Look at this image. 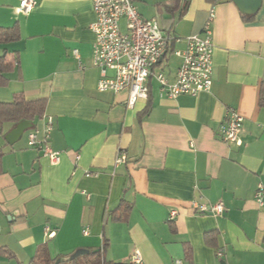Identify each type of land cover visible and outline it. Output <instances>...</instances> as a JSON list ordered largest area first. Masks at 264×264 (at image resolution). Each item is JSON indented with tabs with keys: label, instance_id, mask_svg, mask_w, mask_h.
Instances as JSON below:
<instances>
[{
	"label": "crops",
	"instance_id": "1",
	"mask_svg": "<svg viewBox=\"0 0 264 264\" xmlns=\"http://www.w3.org/2000/svg\"><path fill=\"white\" fill-rule=\"evenodd\" d=\"M171 1L134 0L179 38L153 71L174 80V50L213 9L211 88L169 98L150 76L148 97L128 107L126 91L97 88L92 0H37L28 14L19 0H0V27L19 31L0 45L10 64L0 101H45L12 144L5 135L15 124L0 125V264H29L41 246L55 258L103 244L111 264H129L134 250L142 264H264V204L254 196L264 186V0L252 15L232 0ZM227 108L243 118L241 145L221 139ZM45 115L56 164L27 144L31 129L41 137ZM192 200L221 201L224 211L198 213Z\"/></svg>",
	"mask_w": 264,
	"mask_h": 264
},
{
	"label": "built area",
	"instance_id": "2",
	"mask_svg": "<svg viewBox=\"0 0 264 264\" xmlns=\"http://www.w3.org/2000/svg\"><path fill=\"white\" fill-rule=\"evenodd\" d=\"M36 4L37 0H19V10L23 14H28ZM92 9L95 15V20L90 24V29L95 35L92 61L99 69L100 77L97 81L99 90L113 93L126 91L128 94L126 104L132 107L138 99L148 97L147 83L150 76L157 81L160 94L169 98H175L180 94L195 96L211 88L213 9L209 10L202 31L185 37V47L174 50L173 53L180 58V64L173 81H169L162 72L154 73L153 70L165 55L170 40L179 38L164 33L157 20L143 18L134 0H92ZM122 18L125 20V31H122L120 26ZM75 55L77 56L76 52ZM242 122L243 118L236 109L227 108L220 126L221 139L241 145ZM51 129L52 118L45 115L41 137L38 136L37 129H31L27 134V144L40 148L43 155L52 164H56L60 154L48 146ZM123 159L124 153L120 151L115 163ZM254 196L257 204L262 206L263 184H257ZM192 206L196 212L209 213L212 216H220L224 211L221 201L201 203L192 200ZM175 215L176 211L171 210L168 221ZM217 255H221L220 251ZM177 263L180 264L179 261ZM129 264H142L138 250L132 253Z\"/></svg>",
	"mask_w": 264,
	"mask_h": 264
},
{
	"label": "trees",
	"instance_id": "3",
	"mask_svg": "<svg viewBox=\"0 0 264 264\" xmlns=\"http://www.w3.org/2000/svg\"><path fill=\"white\" fill-rule=\"evenodd\" d=\"M245 17V15L242 14ZM169 35V34H168ZM19 37L18 27L3 28L0 27V45L14 41ZM170 41H173L170 40ZM5 51V49H4ZM10 69V64L0 53V84H5L6 80L2 77V73ZM258 104L264 107V82L260 86ZM45 101L43 99L24 100L16 98L11 102L0 101V125L9 122L16 124L21 120L34 121L43 116ZM102 249L90 250L88 253L71 257L73 252L65 255H59L51 258L45 246L38 248L36 255L30 260L29 264H111L105 261Z\"/></svg>",
	"mask_w": 264,
	"mask_h": 264
},
{
	"label": "water",
	"instance_id": "4",
	"mask_svg": "<svg viewBox=\"0 0 264 264\" xmlns=\"http://www.w3.org/2000/svg\"><path fill=\"white\" fill-rule=\"evenodd\" d=\"M237 6L238 10L244 14L252 15L254 14L261 6L262 0H232ZM31 126V122L27 120H21L16 123L13 128L5 135V140L12 144L18 137L22 135L24 130L28 129ZM87 249H78L76 250L71 257H76L81 254L88 253Z\"/></svg>",
	"mask_w": 264,
	"mask_h": 264
},
{
	"label": "rangeland",
	"instance_id": "5",
	"mask_svg": "<svg viewBox=\"0 0 264 264\" xmlns=\"http://www.w3.org/2000/svg\"><path fill=\"white\" fill-rule=\"evenodd\" d=\"M169 1L172 2L171 0H169ZM121 30L125 31V27H124L123 23L121 24ZM168 58H169V66H173L178 62L177 58L174 56H168Z\"/></svg>",
	"mask_w": 264,
	"mask_h": 264
}]
</instances>
